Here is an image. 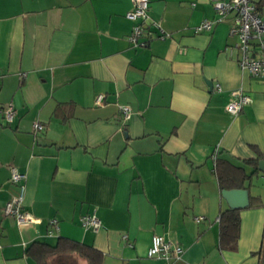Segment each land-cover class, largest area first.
I'll return each instance as SVG.
<instances>
[{
  "label": "crops",
  "instance_id": "obj_1",
  "mask_svg": "<svg viewBox=\"0 0 264 264\" xmlns=\"http://www.w3.org/2000/svg\"><path fill=\"white\" fill-rule=\"evenodd\" d=\"M214 1L148 0L168 37L148 25L135 47L131 0H0V264H36L26 249L60 237L100 251L103 264H264V171L244 182L263 207L241 209L235 248L219 245L228 205L215 162L249 175L254 150L264 160V76L239 68L231 16L217 21ZM204 21L212 28L195 33ZM235 91L251 101L231 116ZM11 168L25 175L22 190ZM20 194L38 221L22 228L3 215ZM93 213L100 227L83 228ZM153 236L181 255L147 258ZM48 264L87 263L66 254Z\"/></svg>",
  "mask_w": 264,
  "mask_h": 264
},
{
  "label": "built area",
  "instance_id": "obj_2",
  "mask_svg": "<svg viewBox=\"0 0 264 264\" xmlns=\"http://www.w3.org/2000/svg\"><path fill=\"white\" fill-rule=\"evenodd\" d=\"M213 8L217 16V21H222L231 16L232 23L229 27V36L237 39V49L240 58L237 63L241 70L246 71L253 78L264 76V17L251 0H216L213 2ZM125 18L133 22L131 33L128 37L129 42L135 47H144L146 41L142 36L147 32L148 25L155 28L161 39L167 38L168 35L160 28L157 23L149 21L148 17V0H131V8L125 14ZM212 28V22L204 21L195 27L194 32L200 33L209 31ZM151 38V34L149 35ZM217 92L220 91L219 84H215ZM102 96H98L97 103H100ZM250 97L241 92L235 91L230 95V99L225 106V111L236 116L242 108L250 103ZM123 120L129 117L130 110L127 106L120 107L119 111ZM14 110L8 105L3 110V122L5 125L11 123L14 119ZM35 132L43 130V125L38 122L32 124ZM215 161L216 152L212 156ZM10 181L23 189L25 175L19 173L15 168L10 169ZM3 215L12 217L19 228L35 224L38 221L32 215L22 209V195L9 200L3 207ZM196 221L200 218H195ZM49 225L56 228V220H51ZM81 225L85 229L97 230L100 227V220L95 214L85 215L81 218ZM1 235V232H0ZM182 253L179 246L172 245L165 241L162 236H153L151 246L148 248L146 257H162L167 260L178 258Z\"/></svg>",
  "mask_w": 264,
  "mask_h": 264
},
{
  "label": "trees",
  "instance_id": "obj_3",
  "mask_svg": "<svg viewBox=\"0 0 264 264\" xmlns=\"http://www.w3.org/2000/svg\"><path fill=\"white\" fill-rule=\"evenodd\" d=\"M256 5V4H255ZM261 12L262 7L256 5ZM256 157L246 160L245 163L252 167V172L246 175L242 167L232 166L224 160L215 162V173L218 179L220 190L245 189V179L261 172L264 160L261 154L254 150ZM263 207L258 198L249 196V205L246 208ZM241 209H226L219 216V245L222 249L232 250L235 248L239 233V212ZM264 249V241L262 244ZM74 254L86 261L87 264H103V254L95 248L75 242L66 238H58L54 245L42 242L31 244L25 251V255L35 261L36 264H48L49 260L55 256Z\"/></svg>",
  "mask_w": 264,
  "mask_h": 264
},
{
  "label": "water",
  "instance_id": "obj_4",
  "mask_svg": "<svg viewBox=\"0 0 264 264\" xmlns=\"http://www.w3.org/2000/svg\"><path fill=\"white\" fill-rule=\"evenodd\" d=\"M261 171H264V168L263 170L261 168ZM221 196L230 209H244L249 205V195L246 189L222 190Z\"/></svg>",
  "mask_w": 264,
  "mask_h": 264
}]
</instances>
